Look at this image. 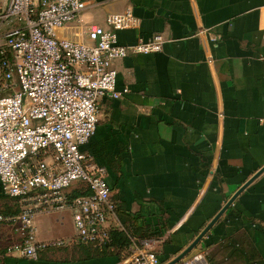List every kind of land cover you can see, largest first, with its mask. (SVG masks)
<instances>
[{"label": "crops", "instance_id": "crops-1", "mask_svg": "<svg viewBox=\"0 0 264 264\" xmlns=\"http://www.w3.org/2000/svg\"><path fill=\"white\" fill-rule=\"evenodd\" d=\"M84 1L67 37L130 9L137 26L117 32L118 44L164 40L160 52L115 62V90L128 92L99 101L81 147L106 169L113 248L96 255L76 243L31 259L15 250L17 226L1 223L0 264H122L132 238L157 240L160 264H171L221 211L181 261L202 253L204 264H264V0ZM10 28L0 23V44ZM33 222L37 242L75 235L68 209Z\"/></svg>", "mask_w": 264, "mask_h": 264}, {"label": "built area", "instance_id": "built-area-1", "mask_svg": "<svg viewBox=\"0 0 264 264\" xmlns=\"http://www.w3.org/2000/svg\"><path fill=\"white\" fill-rule=\"evenodd\" d=\"M85 9L84 0H10L0 23L11 28L0 44V188L18 201L20 213L0 222L17 226L22 256L73 244L100 251L111 244L117 205L106 169L89 162L81 147L93 137L99 101L119 99L114 64L130 55L161 51L164 40L152 35L123 46L117 32L137 26L130 9L106 18L107 28L91 26L67 37ZM264 44V33L262 36ZM78 183L88 195L70 198ZM72 213V239L37 242V212ZM155 239H131L122 264H160ZM177 264H204L202 253Z\"/></svg>", "mask_w": 264, "mask_h": 264}, {"label": "trees", "instance_id": "trees-1", "mask_svg": "<svg viewBox=\"0 0 264 264\" xmlns=\"http://www.w3.org/2000/svg\"><path fill=\"white\" fill-rule=\"evenodd\" d=\"M88 194H89V190L87 189V187L84 184H82V183H78L70 191V198L75 197V196H78V195H88ZM11 200H13V202H14L15 205L18 204V201L17 200H15V199H11ZM19 213H20V205H19L18 209H14L13 211H9L7 209V211L5 213H0V216H2V217H9V216L18 215ZM1 223L2 222H0V224ZM4 224H8V223H4ZM115 237H116V234L114 233V231H112L111 232V244H110V247L107 248V249H104L102 251H100V250H98L96 248L90 247V246L89 247L92 248L95 251L94 254H96V255H105V254L109 253V251L113 248L112 245H113V240H114ZM244 264H247V263H244ZM252 264H258V263H255L254 262Z\"/></svg>", "mask_w": 264, "mask_h": 264}, {"label": "rangeland", "instance_id": "rangeland-1", "mask_svg": "<svg viewBox=\"0 0 264 264\" xmlns=\"http://www.w3.org/2000/svg\"><path fill=\"white\" fill-rule=\"evenodd\" d=\"M9 91H2L0 90V96H3L5 94H8ZM19 205L14 204L13 200H11L9 197L5 196L2 192L0 193V213H5L7 209L9 211H13L14 209H18Z\"/></svg>", "mask_w": 264, "mask_h": 264}, {"label": "water", "instance_id": "water-1", "mask_svg": "<svg viewBox=\"0 0 264 264\" xmlns=\"http://www.w3.org/2000/svg\"><path fill=\"white\" fill-rule=\"evenodd\" d=\"M264 170V169H262ZM261 171H259L260 173ZM257 173V174H259ZM257 176V175H255ZM230 202V201H229ZM223 211H221L222 213ZM221 213H219L210 223L209 225L200 233V235L197 237V239L193 242L192 246L189 247V249H187L183 254H181L179 257H177V259H175L171 264H177L178 262H180L182 260V258H184V256L188 253V251L202 238V236L208 231V229L210 228V226L219 218V216L221 215Z\"/></svg>", "mask_w": 264, "mask_h": 264}]
</instances>
